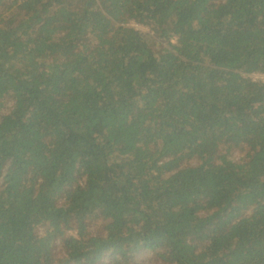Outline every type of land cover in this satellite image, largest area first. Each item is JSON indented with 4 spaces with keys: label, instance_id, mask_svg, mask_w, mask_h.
Masks as SVG:
<instances>
[{
    "label": "trees",
    "instance_id": "16d2710c",
    "mask_svg": "<svg viewBox=\"0 0 264 264\" xmlns=\"http://www.w3.org/2000/svg\"><path fill=\"white\" fill-rule=\"evenodd\" d=\"M256 71L264 0H0V264H264Z\"/></svg>",
    "mask_w": 264,
    "mask_h": 264
},
{
    "label": "rangeland",
    "instance_id": "374dc122",
    "mask_svg": "<svg viewBox=\"0 0 264 264\" xmlns=\"http://www.w3.org/2000/svg\"><path fill=\"white\" fill-rule=\"evenodd\" d=\"M132 22H136V24H132ZM131 24L134 25L135 27H138V28H141L142 30H145L147 31L148 30V26L142 24V23H139L137 21H132ZM149 250H144L143 252L140 253V256L143 257V258H148V255H149Z\"/></svg>",
    "mask_w": 264,
    "mask_h": 264
},
{
    "label": "built area",
    "instance_id": "2783aa9c",
    "mask_svg": "<svg viewBox=\"0 0 264 264\" xmlns=\"http://www.w3.org/2000/svg\"><path fill=\"white\" fill-rule=\"evenodd\" d=\"M132 24H136V22H132ZM253 79L258 80V79H264V72L256 71L251 74H249Z\"/></svg>",
    "mask_w": 264,
    "mask_h": 264
}]
</instances>
